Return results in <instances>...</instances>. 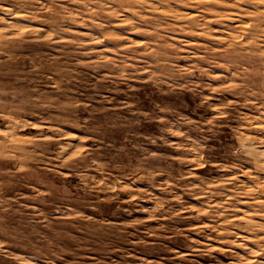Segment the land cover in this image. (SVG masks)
Instances as JSON below:
<instances>
[{"label":"rangeland","instance_id":"rangeland-1","mask_svg":"<svg viewBox=\"0 0 264 264\" xmlns=\"http://www.w3.org/2000/svg\"><path fill=\"white\" fill-rule=\"evenodd\" d=\"M0 264H264V0H0Z\"/></svg>","mask_w":264,"mask_h":264}]
</instances>
